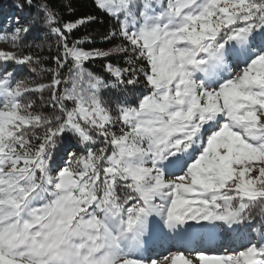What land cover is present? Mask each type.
I'll return each mask as SVG.
<instances>
[{
    "label": "snow or ice",
    "instance_id": "1",
    "mask_svg": "<svg viewBox=\"0 0 264 264\" xmlns=\"http://www.w3.org/2000/svg\"><path fill=\"white\" fill-rule=\"evenodd\" d=\"M79 2L0 23V264H264V0Z\"/></svg>",
    "mask_w": 264,
    "mask_h": 264
},
{
    "label": "trees",
    "instance_id": "2",
    "mask_svg": "<svg viewBox=\"0 0 264 264\" xmlns=\"http://www.w3.org/2000/svg\"><path fill=\"white\" fill-rule=\"evenodd\" d=\"M12 0H5L4 3V11L2 13H0V23H6L7 19L9 17H13L14 15H17L18 13L15 12L14 9L10 8ZM78 7V12L77 15L83 14L89 10H91L93 8L92 5V0H80V2L76 5ZM87 30L93 35V37H95L97 39V41L99 40V37L97 35V33H101L104 31V28L102 26H100L99 24L96 25H89L87 26ZM83 31V30H82ZM80 33H77L76 35H79ZM29 40H32L33 37L29 36L28 38ZM115 43V42H112ZM1 45H3L4 47L10 49L11 51H14L15 49H12L9 45H6L4 42H0ZM93 47H99V48H104V49H108L112 46L111 43H99L97 42L94 45H91ZM109 59H112L113 61L119 59L118 57H110ZM104 63L103 60H97L93 62V67L96 69H99V67ZM21 75H28V69L24 68L21 71ZM260 211L259 206L254 209V213L258 214Z\"/></svg>",
    "mask_w": 264,
    "mask_h": 264
},
{
    "label": "rangeland",
    "instance_id": "3",
    "mask_svg": "<svg viewBox=\"0 0 264 264\" xmlns=\"http://www.w3.org/2000/svg\"><path fill=\"white\" fill-rule=\"evenodd\" d=\"M0 49L11 51L10 49L4 47L1 44H0ZM153 243H154L153 248H150V251L157 254L153 256V258L159 259L160 255H167V252L165 249L168 247V242L164 241L162 237L156 236L154 237Z\"/></svg>",
    "mask_w": 264,
    "mask_h": 264
}]
</instances>
